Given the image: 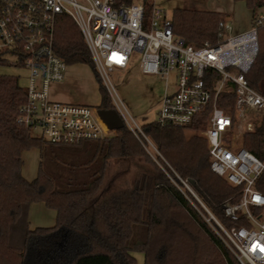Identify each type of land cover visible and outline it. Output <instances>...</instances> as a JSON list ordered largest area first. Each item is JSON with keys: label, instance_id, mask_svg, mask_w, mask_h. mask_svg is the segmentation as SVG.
Returning <instances> with one entry per match:
<instances>
[{"label": "trees", "instance_id": "obj_1", "mask_svg": "<svg viewBox=\"0 0 264 264\" xmlns=\"http://www.w3.org/2000/svg\"><path fill=\"white\" fill-rule=\"evenodd\" d=\"M232 1L244 3L253 25L261 21L256 26L257 54L245 79L264 98V0ZM142 4L148 15L153 1L142 0ZM169 17L174 35L188 46H213L224 40L226 32L219 25L227 14L175 7ZM53 46L66 66L91 68L101 97L96 109L114 110L78 27L66 15L56 16ZM0 66H6L2 55ZM205 78L213 94L219 75L207 70ZM234 100V90L222 92L217 105L234 115ZM25 101L18 80L0 76V264H136L137 252L143 254L144 264H239L196 200L167 177L169 173L174 180L175 174L188 180L197 198L226 228L245 225L224 217L222 205L238 202L241 190L212 172L206 140L197 134L205 129L211 105L184 127L156 122L141 126L159 154L154 161L125 126L110 138L76 145H54L33 137L30 128L17 124ZM259 116L254 130L241 141L244 149L264 159V114ZM32 149L40 152L41 159L50 156L57 176L43 170L40 161L34 179L22 177V154ZM132 157H143L152 170L130 188L98 197L107 161ZM254 186L264 196V171ZM37 203L55 212L53 226L30 228L29 208Z\"/></svg>", "mask_w": 264, "mask_h": 264}, {"label": "built area", "instance_id": "obj_2", "mask_svg": "<svg viewBox=\"0 0 264 264\" xmlns=\"http://www.w3.org/2000/svg\"><path fill=\"white\" fill-rule=\"evenodd\" d=\"M118 0H0V55L6 66L26 72L25 103L19 108L17 124L38 129L42 139L54 145H76L110 138L113 131L97 115V109L48 99L51 84L64 80L66 64L54 52L57 15H66L78 27L90 53L95 71L104 85L123 125L141 142L156 161L154 145L144 136L118 99L108 72L123 70L139 56L144 75L168 79L155 122L160 126L184 127L208 105L211 111L201 134L207 143L210 169L229 185L240 188L238 202L222 205L230 222L241 227L226 228L208 211L188 180L175 174L169 180L190 194L213 222L235 254L239 264H264V196L255 182L264 171V159L237 143V137L251 133L258 124L249 114H264V98L249 88L247 74L258 50L256 26L216 45L193 48L173 33L170 17L153 6L145 14L140 4H117ZM224 32L230 31L220 23ZM219 75L208 87L205 72ZM234 90V115L217 105L218 95ZM232 135V138H229ZM241 144V145H240ZM149 150L154 155L149 153ZM264 155V144L261 148Z\"/></svg>", "mask_w": 264, "mask_h": 264}, {"label": "rangeland", "instance_id": "obj_3", "mask_svg": "<svg viewBox=\"0 0 264 264\" xmlns=\"http://www.w3.org/2000/svg\"><path fill=\"white\" fill-rule=\"evenodd\" d=\"M152 1L154 6L162 8L168 17L170 16L172 9L175 7L228 13L229 16L226 18L225 23L226 26L230 28V31L224 34V40L245 33L253 26L251 14L246 9L243 2H233L232 0ZM141 2L142 0H133V4H140ZM261 15L260 12L257 17H260ZM138 65L139 56L134 55L132 63L128 68L108 72V78L113 86L116 96L122 102L126 111L139 126H143L147 123L155 122L157 113L160 109L161 98L166 91V88H172L173 76L164 79L158 76L144 75L140 72ZM65 74L66 82L70 85H74V89L70 90L74 101L70 104L84 105L91 108H96L100 104L101 97L98 91V83L89 66L83 64L67 66ZM0 76L17 79L20 86L23 88L26 85V72L20 68L0 66ZM57 91V87H54L51 93L52 98H54L55 92ZM109 101L114 107L110 98ZM248 116L251 120H258L260 117L254 114H249ZM190 132L191 131H186V134H190ZM30 133L33 137L41 136V132L36 128L32 129ZM197 134L203 138L201 131L197 132ZM113 135L114 133L110 134V136ZM229 138H232V135H230ZM240 142L242 144L241 137L239 136L237 137L238 145ZM28 152H33V150H28ZM149 153L154 155L151 150H149ZM39 158L40 161H42L43 170L52 177L54 175L57 176V172L53 169V162L51 161L50 156L46 155L42 159L39 156ZM164 163L167 164L165 161ZM152 168L151 163L146 161L143 157L120 158L107 161V171L105 172L103 184L98 197H102L109 191L130 188L134 180L138 179L147 171L152 170ZM35 177L36 176H34V178ZM34 214L35 212L32 210V218L34 217ZM38 216L39 214L35 217L36 221L39 219ZM215 218L221 225L226 227V224L223 223L222 220L217 217ZM209 225L211 226V224ZM30 228L33 227L30 226ZM134 258L136 264H144V257L141 252L135 253Z\"/></svg>", "mask_w": 264, "mask_h": 264}, {"label": "crops", "instance_id": "obj_4", "mask_svg": "<svg viewBox=\"0 0 264 264\" xmlns=\"http://www.w3.org/2000/svg\"><path fill=\"white\" fill-rule=\"evenodd\" d=\"M215 12H218V11H215ZM224 14H227L229 16L228 13H224ZM54 87L55 88L57 87L58 91L55 92V96L54 98H52L51 93ZM72 89H74V85H70L66 82V74H65L64 80L61 83L51 84L49 86L48 99L54 102L73 103L74 98L72 97L73 95L71 94V91H70ZM32 150L33 152L26 151L22 154L23 165L21 168V175L25 180H28V181L34 179V176L37 175L39 163H40V158H39L40 155H39L38 150H35V149H32ZM32 210L35 212L34 217H33L34 219L39 214L38 221L32 218L31 216ZM55 217H56L55 212L53 210L47 209L42 203L32 204L29 208L28 221H29V225L33 228L43 227V226L51 227L55 223Z\"/></svg>", "mask_w": 264, "mask_h": 264}, {"label": "water", "instance_id": "obj_5", "mask_svg": "<svg viewBox=\"0 0 264 264\" xmlns=\"http://www.w3.org/2000/svg\"><path fill=\"white\" fill-rule=\"evenodd\" d=\"M97 115L109 131L116 132L124 127L121 118L115 110L97 109Z\"/></svg>", "mask_w": 264, "mask_h": 264}]
</instances>
